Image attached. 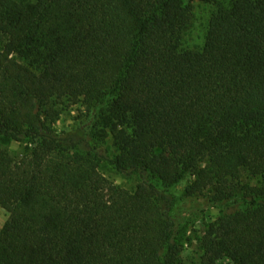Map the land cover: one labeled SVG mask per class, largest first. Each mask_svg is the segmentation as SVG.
Instances as JSON below:
<instances>
[{
	"label": "trees",
	"instance_id": "obj_1",
	"mask_svg": "<svg viewBox=\"0 0 264 264\" xmlns=\"http://www.w3.org/2000/svg\"><path fill=\"white\" fill-rule=\"evenodd\" d=\"M184 179L199 264H264V0H0V264H182Z\"/></svg>",
	"mask_w": 264,
	"mask_h": 264
},
{
	"label": "rangeland",
	"instance_id": "obj_2",
	"mask_svg": "<svg viewBox=\"0 0 264 264\" xmlns=\"http://www.w3.org/2000/svg\"><path fill=\"white\" fill-rule=\"evenodd\" d=\"M226 3V0H219ZM194 20L189 33L185 37L186 45L191 48H198L202 45L204 32L207 20L210 16L212 6L199 2H194ZM80 105H73L66 108L60 114L59 119L55 123V127L59 130H69L76 125L80 119ZM15 149H19L17 144H14ZM102 173L117 185L129 187L131 181L124 180L110 166L102 163ZM187 180L184 179L181 183L171 189L175 197V202L172 208V216L179 217L185 224V234L182 241V251L180 254L182 264H199L200 249L196 242V237L202 234L207 225L222 215L220 206L211 204L205 197H188L184 195V189L187 186ZM7 212L0 207V229L2 228ZM183 232V233H184ZM217 264H232L227 259L219 261Z\"/></svg>",
	"mask_w": 264,
	"mask_h": 264
}]
</instances>
